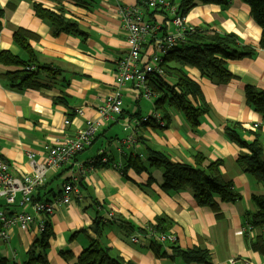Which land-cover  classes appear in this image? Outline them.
<instances>
[{"label": "crops", "instance_id": "obj_1", "mask_svg": "<svg viewBox=\"0 0 264 264\" xmlns=\"http://www.w3.org/2000/svg\"><path fill=\"white\" fill-rule=\"evenodd\" d=\"M92 1L93 7L87 10L74 6L69 0H0V8L5 10L0 50L24 59L35 55L40 66L58 72L53 76L41 71L37 77L40 87L17 91L1 79L16 68L0 64V160L9 164L10 173L15 177L31 171L29 153L34 156V162L41 165L45 157L43 145L71 139L84 128L87 120L98 121V109L113 90L115 64L126 52L123 25L116 10L119 6H138L139 0ZM167 1L173 2L175 8L180 2ZM34 3L52 11L63 8L66 17L78 24L82 34L52 36L48 24L35 16ZM143 17L157 28L146 36L140 65L147 63L152 53L159 54V42L174 31L173 15L169 11H148ZM185 22L197 33L230 34L240 47H254L255 54L251 58L227 61V68L234 76L227 83L207 79L187 63L166 62L177 71H185L201 90L208 112L195 128L166 104L163 111L168 116L166 127L160 118L150 117L155 122L142 124L151 113L160 117L155 111V97L146 99L140 90L131 84L125 85L122 117L105 123L89 147L59 169L48 171L43 186L36 189V200L49 201L60 195L65 183L76 178L81 193V199L48 217L53 233L47 252L49 264H74L90 239L96 238L92 230L95 219L103 225V244L125 261L186 264L180 258L170 257L168 246L164 248L167 255L159 258L147 247V239L140 243L130 241L131 236L140 235L134 232L138 227L156 218L170 222L169 234L174 236L178 247L208 251L210 264H264V255L247 245V236L242 231L256 211L251 197L264 196V182H258L242 170L237 157L246 150L224 135L227 123L239 124L243 139L257 141L264 159V126L256 130L252 127L261 122L262 117L246 104L244 96L248 85L264 90V49L257 47L261 28L241 0H230L226 8L214 4L196 5L185 16ZM18 28L39 36L37 41L30 42L34 55L13 43L12 35ZM165 78L173 81L170 74ZM65 120L69 121L68 125L64 124ZM119 127L123 137L118 134ZM133 135V144L120 153L119 141ZM147 146L179 164L194 165L193 156L198 153L208 160H219L222 179L232 184L237 196L235 201L219 203V210L215 212L199 206L189 190L163 191L161 174L156 175L154 169L151 170L154 181L149 185L147 174L124 169L123 175L124 158L139 154L144 159ZM102 156L109 160V165L100 163ZM94 159L97 166L86 169L85 174L78 172L77 165L86 167L88 161ZM113 164H119L120 169H115ZM0 210L9 215L20 208L17 204L6 206L0 202ZM110 212L113 216L108 219ZM252 227L251 238L264 234V225ZM7 235V242L0 239V260L7 264H24L32 241L39 235L36 225L27 230L10 228ZM65 250L72 255L71 260H65L60 254Z\"/></svg>", "mask_w": 264, "mask_h": 264}, {"label": "trees", "instance_id": "obj_2", "mask_svg": "<svg viewBox=\"0 0 264 264\" xmlns=\"http://www.w3.org/2000/svg\"><path fill=\"white\" fill-rule=\"evenodd\" d=\"M69 1L74 6L87 10H90L94 5L92 0ZM148 1L139 0L137 3L142 9L143 16L148 11H169L160 6L148 10ZM229 2L230 0H180L175 8V15L185 17L196 5L214 4L226 8ZM241 2L249 7L251 18L261 28V37L257 47L264 49V0H241ZM170 4L174 6L173 2ZM33 11L36 17L48 24L51 35L54 37L62 33L74 36L82 34L78 24L66 17L63 8L52 11L44 8L41 4L34 3ZM4 15L5 10L0 8V31ZM38 38L37 34L23 28L16 29L12 35V41L18 48L24 52L33 53V55L34 51H31L30 42H35ZM184 42L179 43L162 57L161 67L164 70V76L152 75L148 78V86L155 97L154 103L157 109L155 111L164 121V127L167 125L166 120L168 121V116L163 112L166 108L165 104L173 111L182 114L192 128L197 127L202 116L208 112L207 104L198 84L189 78L185 71L181 69L177 71L169 67L166 62L187 63L197 68L203 77L216 80L218 83H227L234 78L227 68V61L251 58L255 54L254 47H240L230 34H204L194 30L186 35ZM0 64L16 68L6 72L1 76V79L17 91L40 87L41 84L37 77L41 71H46L47 74L53 76L58 74L50 67L40 66L35 55L34 58L29 55L27 59H24L21 56L12 55L8 51L0 50ZM166 74H170L171 79L173 78L172 82L165 78ZM244 96L246 104L264 118V90L248 85L244 89ZM118 117H122V112ZM150 117L142 124L149 125L155 122V119ZM224 135L230 142L246 150L237 157V162L242 170L258 182H264V159L259 143L243 139L241 127L237 123H227L224 127ZM193 158L194 165L175 163L166 154L147 146L144 159H141L139 154L127 155L124 158V163H121V171L123 175L127 169L133 170L136 174H147V184L149 185L154 181L151 170L158 168L161 170L160 188L163 191L178 193L182 190H189L199 206L210 208L215 212L219 210V203L234 202L237 196L234 194L232 184L224 182L222 179L220 169L222 163L219 160H208L200 153L195 154ZM251 201L256 211L251 215V223H249L252 226L264 225V196L253 195ZM43 223L44 229L32 241L24 264H49L47 252L53 233L48 216L43 217ZM126 224L129 225V223ZM170 227V222L166 219L156 218L154 222L138 227L134 232L147 239V247L159 258L167 255L164 248L168 246L171 249L169 256L180 258L186 264L211 263L210 254L206 250L200 248L182 249L175 244V241L173 243L160 241L159 236L168 235ZM129 228L133 230L131 226ZM92 230L96 238L90 239V243L76 258L74 264H133L112 254L110 248L103 244V225L99 219L94 220ZM247 245L253 251L264 255V234L247 238ZM60 254L67 261L72 259V255L67 250ZM0 264H7V262L0 260Z\"/></svg>", "mask_w": 264, "mask_h": 264}, {"label": "built area", "instance_id": "obj_3", "mask_svg": "<svg viewBox=\"0 0 264 264\" xmlns=\"http://www.w3.org/2000/svg\"><path fill=\"white\" fill-rule=\"evenodd\" d=\"M148 10L156 7H165L173 15L172 24L174 31L166 35L160 42L159 54L152 53L147 63L140 65L141 47L146 36L151 33L156 25H152L144 20L142 9L139 6H119L116 10L117 16L122 22L123 32L126 38L125 55L115 64L114 87L106 100L102 102L98 109L99 120H87L83 129L79 130L71 139L56 140L51 144L43 145L45 151L44 162L36 164L34 156L28 154L31 171L20 177H15L10 173V166L7 162L0 160V202H4L6 206L17 204L20 211L13 214H6L0 210V239L7 242V231L10 228H19L27 230L30 226L36 225L38 233L44 229L43 217H50L56 211L71 204L75 200L81 199V193L77 186V179L73 178L72 182L65 183L62 186L60 195L49 201H40L34 198L36 189L42 187L46 175L50 170L59 169L68 163L73 157L82 152L92 144L98 130L107 122L114 120L122 112L123 105V89L125 85L131 84L134 88L140 90L143 97L150 99L153 94L148 87V78L152 75L164 76V70L161 67L162 57L171 49L176 47L180 42L185 40L188 33L193 32L192 26L187 25L185 17L175 15V7L167 0H149L147 3ZM151 116L159 120V116L151 113ZM144 118V121L148 120ZM65 125L69 124L68 120L64 121ZM260 126H264V118L261 122L254 123L253 129L256 130ZM133 144L132 136L119 141L118 151L123 153L124 147H130ZM102 165H109V160L104 156L100 157ZM97 166L96 159L88 161L86 167L77 165L80 174H85L86 169H92ZM117 170L120 169L119 164H113ZM19 196V200L16 197ZM113 214L108 213V219ZM242 231L247 238L252 236L249 234L253 231V227L247 222ZM146 239L142 235H133L130 241L140 243ZM160 241H169L173 243L175 238L172 234L159 236Z\"/></svg>", "mask_w": 264, "mask_h": 264}, {"label": "rangeland", "instance_id": "obj_4", "mask_svg": "<svg viewBox=\"0 0 264 264\" xmlns=\"http://www.w3.org/2000/svg\"><path fill=\"white\" fill-rule=\"evenodd\" d=\"M125 108H126V104H125ZM118 134H119V135H122L121 137H123V134H124V133H123L121 127L118 128ZM154 171H157V172H155L156 175H157L158 173L161 174L160 169H158V168H155Z\"/></svg>", "mask_w": 264, "mask_h": 264}]
</instances>
